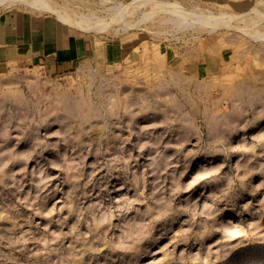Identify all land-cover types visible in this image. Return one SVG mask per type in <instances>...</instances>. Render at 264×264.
I'll return each instance as SVG.
<instances>
[{"label":"rangeland","instance_id":"rangeland-1","mask_svg":"<svg viewBox=\"0 0 264 264\" xmlns=\"http://www.w3.org/2000/svg\"><path fill=\"white\" fill-rule=\"evenodd\" d=\"M53 1L134 54L0 74V264H264V0Z\"/></svg>","mask_w":264,"mask_h":264},{"label":"crops","instance_id":"crops-1","mask_svg":"<svg viewBox=\"0 0 264 264\" xmlns=\"http://www.w3.org/2000/svg\"><path fill=\"white\" fill-rule=\"evenodd\" d=\"M14 2L27 5L12 4ZM0 4V74L24 65L43 66L52 71L64 70L88 57L121 61L134 54L130 49L117 47L111 40L95 39L82 32L87 29L62 20L50 9L22 0H8ZM209 68L206 67L207 70ZM228 70L227 66V80Z\"/></svg>","mask_w":264,"mask_h":264},{"label":"bare ground","instance_id":"bare-ground-1","mask_svg":"<svg viewBox=\"0 0 264 264\" xmlns=\"http://www.w3.org/2000/svg\"><path fill=\"white\" fill-rule=\"evenodd\" d=\"M8 1V0H0L1 3ZM25 1L28 4H32L34 6H37L39 8L43 9H50L52 11H55L59 18L62 20L72 24L76 25L78 27H81L83 29H100L105 28L108 25H110L112 22L119 21L120 18L123 16L125 12L128 11V6L123 2H116L111 5V9L113 10L112 16L110 15V19H106L105 17H91L85 16V15H78L75 16L74 14L71 15L67 11H65L63 8L58 6L56 3H54L53 0H22ZM135 6L137 7H144L146 10L143 14V17H148L152 12H161L164 14H167L170 16V19H173V22L180 23V22H193V21H199L204 24H211L212 27L217 26V23L214 21H211L210 18L207 16V13H204L203 11H200V15L198 17H195L194 14H192L193 11H196L194 9L193 11L188 10V15H184L183 8H181L180 4L176 1H160V0H136ZM67 10V9H66ZM120 24H122L124 27L127 26L126 22L120 21Z\"/></svg>","mask_w":264,"mask_h":264}]
</instances>
